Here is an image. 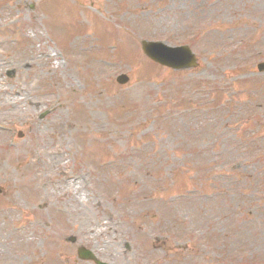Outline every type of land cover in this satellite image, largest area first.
I'll list each match as a JSON object with an SVG mask.
<instances>
[{
  "label": "rangeland",
  "instance_id": "1",
  "mask_svg": "<svg viewBox=\"0 0 264 264\" xmlns=\"http://www.w3.org/2000/svg\"><path fill=\"white\" fill-rule=\"evenodd\" d=\"M143 37L200 63H153ZM261 60L264 0H0V264L120 243L153 194L181 218L159 229L218 221L221 252L264 261Z\"/></svg>",
  "mask_w": 264,
  "mask_h": 264
},
{
  "label": "flooded vegetation",
  "instance_id": "2",
  "mask_svg": "<svg viewBox=\"0 0 264 264\" xmlns=\"http://www.w3.org/2000/svg\"><path fill=\"white\" fill-rule=\"evenodd\" d=\"M149 234L150 232L146 234L147 237ZM133 236V245L128 241L124 243V248L120 252L121 261L119 264H125L126 260H129L127 256L128 252H132V264H147L151 257L152 243L150 238L141 237L135 226L133 227Z\"/></svg>",
  "mask_w": 264,
  "mask_h": 264
},
{
  "label": "water",
  "instance_id": "3",
  "mask_svg": "<svg viewBox=\"0 0 264 264\" xmlns=\"http://www.w3.org/2000/svg\"><path fill=\"white\" fill-rule=\"evenodd\" d=\"M151 49L153 48H158L160 49L161 51H163L164 47L162 45H160L159 47H156L154 45H150L149 46ZM148 51L150 52V50L148 49ZM183 53H182V52ZM151 53V52H150ZM185 56L187 59H186V62H184V59L183 57ZM196 57L194 54H192V52L188 49V48H185V47H182L180 48V54H178V60H176V64H174V67L177 65V64H183L184 63V66H191V65H195L196 62ZM197 65V64H196Z\"/></svg>",
  "mask_w": 264,
  "mask_h": 264
}]
</instances>
